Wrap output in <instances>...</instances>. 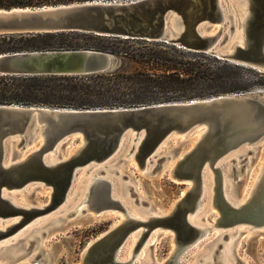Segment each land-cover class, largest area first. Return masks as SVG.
<instances>
[{"label":"water","instance_id":"water-1","mask_svg":"<svg viewBox=\"0 0 264 264\" xmlns=\"http://www.w3.org/2000/svg\"><path fill=\"white\" fill-rule=\"evenodd\" d=\"M239 1L246 6L240 33L231 0H79L0 8V35L81 32L164 41L264 72V0ZM212 27L217 29L209 33ZM232 40V49L222 53L220 46ZM118 66L116 55L98 49L0 54L3 74H90L113 71ZM197 131L196 141L169 169L172 178L190 182L183 196L166 214L150 213L144 220L130 215L122 199L113 195L119 163L128 162L131 156L138 170L148 166V174L161 173L168 159L183 147L164 154L159 152L160 147L173 137H188ZM36 139H40L38 145L30 147ZM263 139L264 90L134 106L75 108L0 103V219L5 222L17 217V221L0 228V242L64 205L81 172L96 168L89 179L87 206L81 212L87 209L100 215L115 210L124 218L86 246L80 264H137L136 255L157 227L172 229L176 245L162 264H185L180 255L206 231L190 218L204 201L207 171L214 177V205L220 213V225L228 227L227 231L242 223L264 225V174L253 193L235 206L225 195L222 172V167L229 164L230 176L236 177L232 192L238 198L240 176H249L255 159L248 154L262 149ZM128 140L131 144L126 156L111 164ZM239 147V153L229 158L228 153ZM26 149L27 153L16 159ZM53 151L58 153L56 160L51 159ZM10 157L11 162L6 163ZM125 174L121 179L128 178ZM31 185L49 190L48 201L42 206L17 205L4 196V192L12 194ZM124 193L134 196V186L125 183ZM134 201L144 203L139 197ZM135 231L139 237L131 257L122 260L124 246ZM43 233L34 234L29 247ZM228 235L225 233L216 245L208 263L224 264L223 247ZM2 248L11 250V244Z\"/></svg>","mask_w":264,"mask_h":264},{"label":"trees","instance_id":"trees-1","mask_svg":"<svg viewBox=\"0 0 264 264\" xmlns=\"http://www.w3.org/2000/svg\"><path fill=\"white\" fill-rule=\"evenodd\" d=\"M54 1L58 0H0V8ZM81 48L110 52L119 59V66L90 74L0 73V103L90 108L123 101L141 103L153 96L193 97L201 91L244 88L234 71L245 66L164 41L81 32L0 35V54Z\"/></svg>","mask_w":264,"mask_h":264},{"label":"rangeland","instance_id":"rangeland-1","mask_svg":"<svg viewBox=\"0 0 264 264\" xmlns=\"http://www.w3.org/2000/svg\"><path fill=\"white\" fill-rule=\"evenodd\" d=\"M72 1L79 0H58L54 1L53 3H49V5L68 3ZM245 67L246 69L234 71V74L244 82V88L238 89L236 91L207 90L201 91L197 96L193 97L187 95L153 96L149 99L143 100L141 103L123 101L120 103L109 105H94L92 107L134 106L169 101H184L190 100L192 98L210 97L213 95L225 93L264 90V74L258 73L260 71L254 68L248 66ZM185 144L186 142L184 143V141L178 140L172 143L168 150L184 147ZM257 152H259L258 159L256 158ZM263 155L264 146L262 147V149H258L248 154L249 157H255V159L250 167V177L243 173L240 176V184L237 188V193L239 196L244 194L246 182H248L247 185H249V187L252 186L254 175L261 166L260 159ZM118 166L124 172L123 175H127L125 173H130L132 175V179H134L137 187L136 190L134 189L136 193L134 196H129L127 194L128 192L126 194L123 193V199L129 202L133 206V208H137L136 210L140 211L150 209L169 211L173 206V203L177 199H179L184 190L187 188V185L190 184V182L184 183L183 181H178L177 179L172 178L169 174V168H166L165 166L161 173H155L153 175L151 174V176L145 175L140 170H138L135 160L130 163L122 161ZM246 169H249V167H245V170ZM211 175L213 177L212 173ZM117 178L119 177L117 176ZM127 180L128 178L126 177L125 179H121V182L126 183ZM12 193L14 195L18 194V196H23V198H28L33 204L44 203V201H46L48 197L47 191H42L38 188L28 189L27 191H22V193H20V191H13ZM136 197L144 199V203L142 204L140 202L134 201ZM212 201L213 200H210L208 204L207 199H205L202 202L200 209L196 210L192 215L201 217L202 222H205L210 226H212V223H214L216 219L220 217V213L217 207H215L214 205L211 206V203H213ZM73 206L74 205H68L67 210H64L60 213L52 211L53 213H51L50 215L39 217L41 221L38 225H46L43 229V235H41L36 241H34L33 246H26L24 248V251L21 253L22 255L17 259L14 255L10 254L11 251H8L9 255H6L1 260L4 262L7 261L8 264H20L22 260H24L25 258H30L27 256H30V254H32V264H80L82 252L86 248V246L91 241L98 238L104 231L109 229L112 224L115 223L117 218L123 216V214L119 211H110L107 213L103 211V215H97V213H95L93 210H87L84 211V213H82L81 215L70 214L61 220L50 222L52 218L64 216L67 213L68 209L72 208ZM12 218L17 217H9V220H12ZM0 221L2 222V219H0ZM226 228L223 226L212 227L207 233L209 234V237H201L199 239L201 243L196 247L192 246L186 249V251L182 253V255H180V260H184L185 264H194L196 260H199L198 264H210L208 262L206 263V260L201 258L203 255H208L209 258L212 255V253H210L209 246H207V243L209 240H211L210 238H213L217 233L224 232ZM250 228L251 225L245 223L239 224L236 227L229 228L231 231H233V233L227 236L224 247L228 244L229 241L234 240L233 264H264V226L254 229ZM238 231H242V233L239 234ZM36 234H38V232H36ZM173 237L174 231H172V229L166 227H157L153 232L152 237L142 248L140 255L136 257L137 264H151V261L153 262L156 260L158 261L164 259L176 246ZM8 238L10 239H5L7 240V242H16L15 239L12 240L13 237ZM30 239H32V237H30ZM130 242L128 241L125 244L124 249L128 247V244ZM21 243V241L18 242L17 244H15V247H17ZM124 249V254L122 253V257L125 256V251L127 250ZM143 249L145 251H143ZM202 249H204L205 251L200 253V250ZM239 259L243 260V262L239 261Z\"/></svg>","mask_w":264,"mask_h":264},{"label":"bare ground","instance_id":"bare-ground-1","mask_svg":"<svg viewBox=\"0 0 264 264\" xmlns=\"http://www.w3.org/2000/svg\"><path fill=\"white\" fill-rule=\"evenodd\" d=\"M231 3H232V7H233L234 13L236 15V18L238 19L237 32L240 33L241 32V23H242V19H243L242 17H243L244 9H245L246 6H245V4L241 3L239 0H231ZM216 29H217L216 27H212L210 29L209 33H213L214 31H216ZM233 44H234V40L229 41L225 45L223 44L222 46H220V51L222 53H226V52L230 51L232 49ZM199 133H200V131H197V132L192 133L188 137H186L185 135H182L181 137H173L172 139L166 141L160 147L159 152L162 153V154H164L166 152H170L171 151V150H168V148L171 146L172 143H174V142H176L178 140H183V139L186 142V144L184 145V147L181 150H179L177 153L173 154L171 156V158L168 159V161H167V163L165 165L166 168L171 169V167L174 166V164L176 163V161L178 160V158L182 155V152L188 150L192 146V144L194 143V141H196V139L199 136ZM39 141H40V139H36L35 141H33L32 145L30 147H33L35 145H38ZM262 142L264 143V139L262 140ZM16 144H17V142L12 143V145H13L14 148H16ZM130 144H131L130 143V140H128L127 142H125V144L123 145V147H121V150L119 151L118 156L113 159V162L111 164L116 163L117 162V159L119 157L126 156V154L128 153ZM73 148H74V146H73ZM73 148H71V150ZM28 149H26V150L22 151L21 153H19V155L17 156L16 159L23 157L27 153V150ZM241 149H242V147H239L235 151H232V152L228 153V154H231L229 156V158H232V157L236 156V154H238ZM59 151H60V147L57 148V152H59ZM65 155L66 154H64V156ZM57 157H58V153H56V151H53L52 152L51 159L56 160ZM129 158H130V160L127 163H130V162L133 161V159H132L131 156ZM9 162H11V157L8 158V161L6 163H9ZM260 164H261V166H260L259 170L254 175L253 182H252V186L249 187V185H247L248 182H246V184H245V187L246 188L244 189V194L240 195L238 198H234V195H233V192H232V188H233L232 182L235 181V178L236 177L230 176V174H229L230 171H231L230 165L229 164H225L222 167L224 192H225V195H226L227 199L229 201H231V203H233L235 206H238L241 203H243L253 193L254 189L257 187L258 183L261 181V177L264 174V155L260 159ZM95 169L96 168H93L88 173H85V170L81 172V174H80V180L77 183L74 191L69 195V197L67 198L65 204L62 205L61 207H59L54 212L60 213V212H62L64 210H67L68 205L69 206L70 205H74L72 208L68 209L67 213H69V211L75 207L76 209H75V212L73 214H77V215H81L82 214V212H81L82 209L83 208L85 209L86 206H87V196H86V192H87L88 185L91 183L89 179H90L91 175H93V172L95 171ZM119 170H120V175H122L124 172L121 170L120 167H119ZM148 170H149V167L146 166L143 170H141V172L144 173L145 175L151 176L150 174L147 173ZM107 173H109V172H107ZM120 175L118 176L119 178H117V180L115 182H113L114 183V191H113L114 194L113 195L115 197H120L122 199L124 205L127 208L128 213L130 215L134 216V217H137V218H140V219H143L144 220V219L147 218V216L150 213H153V214H156V215L166 214L169 211H171V209L174 207L176 201L178 200L177 199L173 203V206L171 207V209L169 211L152 210V209H150V210H141L142 211L141 212L140 210H136L137 208L136 209L133 208V206L129 202H127L126 200L123 199V196L122 195L124 193L125 183L121 182V176ZM128 175L129 176H128V180H127L126 183L133 185L134 186V189L136 190V188H137L136 187V183L134 182V179H132V175L130 173H128ZM249 177H250V175H249ZM213 181H214V177H212L211 172L207 171L206 172V175H205V183H204V185H205L204 186V195H205L204 196V200L207 199L208 204H209L210 200H213L212 201L213 203H211V206L214 205V193H213L214 182ZM190 185L191 184H188L186 189H188V187H190ZM34 188L41 189L42 191H47V193L49 195V190L47 188L41 186V185H31L29 187H26L24 190H21L20 193H22V191H27L28 189H34ZM186 189L184 190V192L182 193V195L179 198H181L183 196V194L185 193ZM4 196L5 197H9L15 204L22 205V206H25V207H28L30 205L42 206L45 202L48 201V197H47V199H46V201H44V203L33 204L28 198H23V196H18V194H15L14 195L13 193L12 194H8L7 192H4ZM81 199H83V201H81ZM141 200L144 201V199H141ZM201 205H202V203H201ZM201 205L198 207V209H200ZM86 211H87V209H86ZM110 211H115V210H107L105 212L107 213V212H110ZM51 213H53V212L52 211L51 212H48V213H46V214H44V215H42L40 217H43V216H46V215H50ZM103 213L104 212H101L100 215H103ZM47 217H49V216H47ZM123 218H124V216L117 218L116 221H115V223H113L112 225H115V224L119 223ZM37 219H35L31 223L27 224L24 228L20 229L17 233H15L12 236H10V237H13L12 240L15 239L16 242L9 243V242H7V240H4L3 242H0V248H1L0 249V264L1 263L2 264H8L7 261L4 262V261L1 260L6 255H9L8 254V251L9 252L11 251L10 254H12V255H14L16 257L17 255L21 254L24 251V248L26 246H29L30 245V240H31L30 237H33V235L36 234V232H38V235H40V232L45 228L46 225L39 226L38 224L41 221V219H39V217ZM58 219H59V217L52 218L50 222H56ZM15 221H17V218H12V220L6 219L5 222H1L0 221V228H5L7 225H9V224H11V223H13ZM190 221L194 225L206 229L205 233L201 237H209V234H207V233L210 231V229L212 227L222 226V225L219 224V218H217L216 221L214 223H212V226L207 225V223H205V222H202V218L201 217H198V216H192L190 218ZM261 226L263 227L264 225H261ZM234 227H236V226H234ZM254 228H257V227L251 226L250 229H254ZM153 232H152L150 238L152 237ZM228 232L230 233V235L233 233V231H231V230L227 231V229H226L224 232L217 233L213 238H210L211 240H209L208 243H207V246H209V248H210V253H213L216 245L219 242H221L224 234L225 233H228ZM238 233L240 234V233H242V231H238ZM138 237H139V234H138L137 231H135L134 233H132V235L130 236V238L128 240L129 242L131 241L128 244V247L129 248L126 247V249L127 248L128 249L127 250L124 249V250H126L125 251L126 252L125 253V256L122 257V255L124 254L123 253L121 255V257H120L122 260H128L131 257L132 249H133L135 243L137 242ZM7 239H10V238H7ZM199 239H197L195 241V243H193L194 244L193 245L194 247L198 246L201 243ZM20 241L22 243L20 245H18L17 247H15V244H17ZM233 242H234V240L229 241L228 244L225 247H223L224 264H233V259H234V257H233ZM10 244H11V250H8L7 251L4 248H2L3 246L10 245ZM145 244H144V246H145ZM142 248H141V250H142ZM141 250L136 255V257L138 255H140ZM143 251H145V250L143 249ZM203 251H205V250L204 249L200 250V253L203 252ZM203 254H205V253H203ZM31 256H32V254H30V256H27V257H30V258H25L24 260H22V262L20 264H30L33 261V257H31ZM168 256H166L164 259H161V260H158V261L157 260L156 261H153V262L151 261L150 263L151 264H162L163 261ZM136 257H135V262L137 263ZM211 257H212V255H211ZM211 257L209 258L208 255H203L201 258L204 259V260H206V263H207L208 261H210ZM180 261L182 262V260H180ZM198 261L199 260H196V262L194 264H198ZM143 264H146V263H143Z\"/></svg>","mask_w":264,"mask_h":264},{"label":"built area","instance_id":"built-area-1","mask_svg":"<svg viewBox=\"0 0 264 264\" xmlns=\"http://www.w3.org/2000/svg\"><path fill=\"white\" fill-rule=\"evenodd\" d=\"M36 264H39V263H36Z\"/></svg>","mask_w":264,"mask_h":264}]
</instances>
